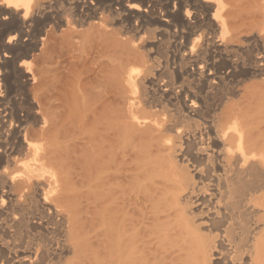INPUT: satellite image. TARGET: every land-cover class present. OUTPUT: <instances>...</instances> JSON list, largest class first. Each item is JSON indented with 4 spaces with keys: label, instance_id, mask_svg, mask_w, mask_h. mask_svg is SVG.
<instances>
[{
    "label": "bare ground",
    "instance_id": "obj_1",
    "mask_svg": "<svg viewBox=\"0 0 264 264\" xmlns=\"http://www.w3.org/2000/svg\"><path fill=\"white\" fill-rule=\"evenodd\" d=\"M0 264H264V0H0Z\"/></svg>",
    "mask_w": 264,
    "mask_h": 264
},
{
    "label": "rangeland",
    "instance_id": "obj_2",
    "mask_svg": "<svg viewBox=\"0 0 264 264\" xmlns=\"http://www.w3.org/2000/svg\"><path fill=\"white\" fill-rule=\"evenodd\" d=\"M67 53V54H66ZM95 54V55H94ZM71 55V53H69V52H65V56L63 57V60H64V64L65 65H67V64H69V62H71L73 59H72V57L70 56ZM67 56V57H66ZM93 56H95V57H93ZM93 56H91L90 58L91 59H88V60H86L87 62H89V63H87L86 61L85 62H81L79 65H78V67L79 66H81L82 65V67H79V68H82V69H90V68H93L94 67V62L93 61H95L96 59V57H97V55H96V53L94 52L93 53ZM93 58V59H92ZM75 60V59H74ZM91 60V61H90ZM93 60V61H92ZM66 62V63H65ZM91 62V63H90ZM87 63V64H86ZM63 64V65H64ZM84 64H85V66H84ZM87 65V66H86ZM91 65L93 66V67H91ZM84 66V67H83ZM85 67H90V68H85ZM259 79L257 78V79H252L251 80V82L252 81H258ZM250 82V83H251Z\"/></svg>",
    "mask_w": 264,
    "mask_h": 264
}]
</instances>
